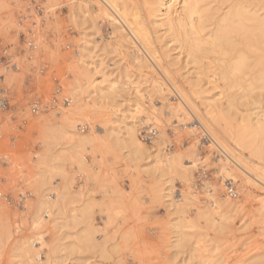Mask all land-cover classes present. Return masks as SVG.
<instances>
[{
	"label": "rangeland",
	"instance_id": "rangeland-1",
	"mask_svg": "<svg viewBox=\"0 0 264 264\" xmlns=\"http://www.w3.org/2000/svg\"><path fill=\"white\" fill-rule=\"evenodd\" d=\"M248 1L251 9L258 4ZM75 4L74 0H0V99L7 101V108L0 112V264H264V208L260 201L264 191L250 188L246 197L239 193L238 179V197L231 198L226 188L230 177L219 163L229 161L228 168L241 177L246 175L220 150H209L210 137L203 129H196L192 136L190 126L198 125L194 116L190 114L181 123L173 118L169 105L180 101L173 84L164 80L170 90L154 92L147 75L159 78L156 69L132 62L112 21L99 13L96 3L73 17ZM223 4H213L219 6V13L222 7L220 14L231 3ZM257 7L264 17V0ZM164 38L154 35L163 66L193 103H202L200 89L205 91L201 97L212 98L225 108L226 97L234 99L235 107L226 117L229 132L222 138L237 156L248 158L249 143L255 147L261 137L244 131L241 120L255 107L252 102L264 96V85L258 83L256 88V84L250 99L233 95L234 90L223 98L222 89L213 90L205 77L201 81L194 65L187 64L179 50L171 53L172 43ZM84 46L89 52L84 59L87 64L80 60ZM249 52L255 56L250 60L254 64L249 62L254 70L249 71L250 67L245 71L248 74L264 68V49L257 51L259 55ZM233 56L236 52L226 59ZM8 59L15 69L2 64ZM101 81L105 87L117 85L104 102H98L94 94ZM76 84H86L79 98L72 95ZM37 101L48 109L33 113ZM137 107L154 111L162 123L145 122L146 113L135 119ZM136 122L141 139L147 130L158 131L152 142L142 139L145 144L160 138L163 125L166 141L160 149L188 171L186 182L178 173L160 178V172H153L155 148L134 161L129 154L135 146L119 152L113 148L111 134L128 140L126 126ZM75 132L80 136L76 138ZM194 143L200 157L197 161L189 154ZM64 149H70L71 158L66 153L65 159L55 160ZM260 163L264 170V160ZM60 165L67 175L59 177L61 180L56 171ZM171 178L176 201L182 202L189 190L198 195L182 215L188 221L184 228L188 236L180 248L175 247L173 226L182 218L170 211L163 197ZM216 186L223 190L215 192ZM211 194L237 200L239 208L224 212L210 225L199 217L198 209L210 206ZM86 205L91 210L88 220H83ZM89 232L93 244L82 243L80 237ZM27 246L41 251V263L32 255L19 257L20 248Z\"/></svg>",
	"mask_w": 264,
	"mask_h": 264
},
{
	"label": "bare ground",
	"instance_id": "bare-ground-1",
	"mask_svg": "<svg viewBox=\"0 0 264 264\" xmlns=\"http://www.w3.org/2000/svg\"><path fill=\"white\" fill-rule=\"evenodd\" d=\"M74 1L76 4L72 8L73 17H77V12L79 10L88 9L90 3H96L99 13L104 14L112 21L115 31L119 33L120 42L125 44L129 50L128 52L132 62L139 67H145V69H156L154 71L156 74L159 73V75H157L159 78H154L155 76L153 77L152 74L151 76H149V74L147 75V78L152 80L154 92L164 94L170 90L168 86H166L164 80L170 81L173 84V88L180 100L177 104L173 103L169 105L173 118H176L178 123L189 120L190 114L196 118L198 125L193 124V126L189 128L191 129L190 133L192 136L196 135V129H203L210 137L209 150H212L214 147L220 150L227 157L225 158L227 161L229 159L239 171L246 175L245 177H241L234 169L228 168L229 161L225 164H220L221 162L219 161V168L230 177L229 181L233 186H235L238 179L241 180L239 193H244L246 197H248L250 195L249 192H251L250 188H260L261 191H264V170L260 168V162L264 160L263 95H261L262 97L260 99L252 102V105L255 107L250 111L249 116L243 117L241 120L243 124L242 128L245 129L244 131H249L250 135L254 134L256 138L258 136L261 137L260 142L255 147H253V143H249V157L243 158L240 155L237 156L222 138L223 134H228L229 132V124L226 119L227 114L235 107L234 99L226 97V94L234 90V93H232L233 95L237 93L240 98L250 99L251 94L259 87L258 83L264 85V68L257 67L258 70L250 74H248L249 72H245L252 66V64L250 65L251 62L254 64V62H250V60L254 58L255 55L253 56L249 50L259 55L260 53L258 54L257 51L261 52V49H264V17L260 14L261 8L257 7L262 0H254L257 1L258 4L257 6L255 5L256 7L253 9H251L252 7L248 0ZM224 2H229L231 4H229L230 6L228 5L229 10L226 8L228 11H224V13L220 14L222 7L219 13V10L216 9V7L219 8V6H213V4H220L221 6V3L223 4ZM142 8L143 12L141 11ZM158 34H160L161 37H165L164 39L168 40V44L172 43L171 53L179 50L178 55H184L185 62L194 65L201 81H204L203 78L205 77L207 78L206 83L212 85L213 90L215 88L222 89L220 96L228 98L227 108H225L224 105H219V103L212 98L201 97V94H205V91L202 89L198 90V96H200L202 103L197 105L190 100V97L182 88L175 84L170 72L163 66V55L156 48L154 35ZM240 45L243 48L238 49ZM234 51L236 52V56L226 59L231 52L234 54ZM80 53V60L87 64V61L84 60L89 56L86 46L83 47ZM210 55L214 57H209ZM204 59L205 61L207 59L208 62L206 61L207 63H205ZM252 68L254 67L250 69ZM253 70L254 69L249 71ZM101 73L102 72H99V74ZM210 73L211 75H209ZM101 78L103 79L104 77L102 76ZM99 83L100 84L95 87L94 94L98 102H104L110 98V91L115 90L117 85L110 84L108 87H105L102 81ZM256 84L257 86L255 88ZM85 86L86 84H76L72 90V95L75 98H79L81 95L80 91ZM142 113H146L145 122L152 120L157 125H159L160 122L162 123L159 115H156L154 111L149 112L148 110H142L141 107L136 108L135 119H138L137 116ZM162 126L163 125L159 128V133H161L160 138L151 144H145L142 141L138 130V122L131 127L126 126L128 140H123L118 134L113 133L109 141L118 152L135 146L134 150L130 149V161L138 160L146 151L155 148L157 155L153 156V172H160V178L170 173H172V175H177L178 173L183 175V181L186 182V180L189 179L186 177L188 171H186L183 166H179L176 160L169 158L168 154H164L162 152L163 150L160 149V146L166 141V134ZM74 136L77 138L80 134L75 132ZM52 144H54V142H52ZM189 150L190 156H195L197 158L196 161L200 159L195 143L189 146ZM70 152V149H64L54 158L60 161L63 160V158L65 159V156L68 154L69 157L66 158L69 159L71 158ZM161 152L163 154H161ZM82 164L83 162L81 160L80 165L82 166ZM56 171L57 173L60 171L58 179H60L59 177L67 176L62 165H60ZM184 176L186 177L185 180ZM42 177H44V175ZM61 182L65 183L64 179ZM45 184H47V182H45L44 185ZM167 184L170 185L165 189L166 193L163 197L167 199L170 211L173 210L175 215L180 219L182 218L181 223L173 226V229L176 230L175 235L177 238L175 247L180 248L183 247L188 236L184 232V228L188 221L187 218L182 215L186 212L187 206L190 204L192 205L195 197L198 195H194L191 190H189L187 194L184 195L182 202L181 200L176 201L174 198L175 187L172 178L168 180ZM226 185L227 184L224 183L223 186ZM215 189V192H218L222 191L223 187L219 188L216 186ZM54 195L56 196L57 193ZM230 199L229 197L223 199L216 194H211L210 206L205 208V210L198 209L199 212L201 211L199 217L205 219L210 225H214L222 218L224 212L234 211L239 208L240 202ZM260 201L264 208V198L262 197ZM89 209L91 210L89 205L84 206L81 216L83 220H88L90 214ZM90 229L92 230V228ZM91 236L89 232L85 236L80 237V241L85 244H91L93 242ZM20 253L19 255L21 256L19 257L23 259L32 255L40 262L38 258H41V251H39L37 247L27 246L20 248ZM102 255L105 256L106 253Z\"/></svg>",
	"mask_w": 264,
	"mask_h": 264
},
{
	"label": "built area",
	"instance_id": "built-area-1",
	"mask_svg": "<svg viewBox=\"0 0 264 264\" xmlns=\"http://www.w3.org/2000/svg\"><path fill=\"white\" fill-rule=\"evenodd\" d=\"M28 45L31 47V48H35V45L33 43V41H29L28 42ZM11 60L8 59V60H5V61H2V64L4 66H6L7 69L10 68L11 66ZM11 68L15 69L16 68V65H12ZM68 101V100H67ZM56 103V101H55ZM7 108V101L6 99H0V112L5 110ZM48 109V106H42L41 105V102L40 101H37L33 104L32 106V112L33 113H40L41 111L43 110H47ZM158 136V131L157 130H153V129H150V130H147L144 132V135L142 137V139L146 142H152L153 140H155ZM209 141V140H208ZM227 190H228V194L231 198H237L238 197V193L236 192L235 190V186H233L231 183H229L227 185ZM0 196H2V194L0 193ZM7 200H9L8 197H6Z\"/></svg>",
	"mask_w": 264,
	"mask_h": 264
}]
</instances>
